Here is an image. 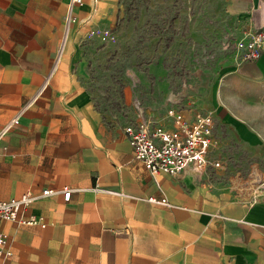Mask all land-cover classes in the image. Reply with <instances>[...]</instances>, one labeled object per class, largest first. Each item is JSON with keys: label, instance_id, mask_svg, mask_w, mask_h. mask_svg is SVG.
Here are the masks:
<instances>
[{"label": "crops", "instance_id": "0c3cea01", "mask_svg": "<svg viewBox=\"0 0 264 264\" xmlns=\"http://www.w3.org/2000/svg\"><path fill=\"white\" fill-rule=\"evenodd\" d=\"M227 1L238 22L264 29V0ZM67 10L68 0H0V130L19 120L0 143V201L59 192L27 211L45 228L0 222L6 264H264V177L246 161L225 177L152 176L124 130L136 100L110 123L81 84L83 41L117 21L119 0H84L70 40ZM170 92L165 110L145 115L163 121ZM203 105L218 122L214 158L238 143L264 160V53L224 69ZM164 197L170 206L149 202Z\"/></svg>", "mask_w": 264, "mask_h": 264}, {"label": "rangeland", "instance_id": "374dc122", "mask_svg": "<svg viewBox=\"0 0 264 264\" xmlns=\"http://www.w3.org/2000/svg\"><path fill=\"white\" fill-rule=\"evenodd\" d=\"M237 24L227 0H119L117 21L83 41L81 84L114 124L122 125L133 100L162 112L170 90L194 93L202 108L223 70L243 62ZM225 150L217 171L222 177L229 164L242 161L247 172L253 170L252 179L264 177V160L257 154L238 143Z\"/></svg>", "mask_w": 264, "mask_h": 264}, {"label": "built area", "instance_id": "2783aa9c", "mask_svg": "<svg viewBox=\"0 0 264 264\" xmlns=\"http://www.w3.org/2000/svg\"><path fill=\"white\" fill-rule=\"evenodd\" d=\"M84 5V0H68L65 18L66 35L78 21L75 8ZM103 29H95L88 35L94 37ZM238 42L242 47L243 62L258 60L264 53V29L245 22L236 26ZM198 96L190 95L184 89L172 90L168 95V110L163 121L147 117L143 105L134 102L137 119L130 120L124 130L134 150L135 158L141 160L152 176L162 173L170 175L190 174L198 177L208 170H216L223 162L214 158L213 152L219 144L218 122L212 111L204 110L198 104ZM18 118L0 130V143ZM73 189L63 188L64 200L70 201ZM59 193L44 189L39 195L26 192L19 197L0 201V222L2 220L20 226L46 227L44 217L28 214L27 211L40 197ZM153 204L170 206L164 198H149ZM9 235L0 226V264H6L11 257Z\"/></svg>", "mask_w": 264, "mask_h": 264}, {"label": "bare ground", "instance_id": "6f19581e", "mask_svg": "<svg viewBox=\"0 0 264 264\" xmlns=\"http://www.w3.org/2000/svg\"><path fill=\"white\" fill-rule=\"evenodd\" d=\"M262 188L264 189V185L262 186Z\"/></svg>", "mask_w": 264, "mask_h": 264}]
</instances>
